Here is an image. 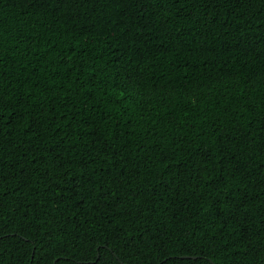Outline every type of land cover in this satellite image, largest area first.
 <instances>
[{
    "label": "trees",
    "instance_id": "1",
    "mask_svg": "<svg viewBox=\"0 0 264 264\" xmlns=\"http://www.w3.org/2000/svg\"><path fill=\"white\" fill-rule=\"evenodd\" d=\"M0 264H264V0H0Z\"/></svg>",
    "mask_w": 264,
    "mask_h": 264
},
{
    "label": "snow or ice",
    "instance_id": "2",
    "mask_svg": "<svg viewBox=\"0 0 264 264\" xmlns=\"http://www.w3.org/2000/svg\"><path fill=\"white\" fill-rule=\"evenodd\" d=\"M97 132H98V129H97ZM233 219H235L236 218V215L235 214H233V217H232Z\"/></svg>",
    "mask_w": 264,
    "mask_h": 264
},
{
    "label": "water",
    "instance_id": "3",
    "mask_svg": "<svg viewBox=\"0 0 264 264\" xmlns=\"http://www.w3.org/2000/svg\"><path fill=\"white\" fill-rule=\"evenodd\" d=\"M99 255H100V254L98 253V257H99ZM185 257H191V256H185ZM193 257H195V256H193Z\"/></svg>",
    "mask_w": 264,
    "mask_h": 264
}]
</instances>
